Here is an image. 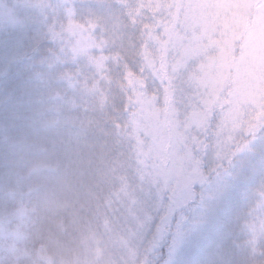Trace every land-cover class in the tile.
<instances>
[{"label":"snow or ice","instance_id":"snow-or-ice-1","mask_svg":"<svg viewBox=\"0 0 264 264\" xmlns=\"http://www.w3.org/2000/svg\"><path fill=\"white\" fill-rule=\"evenodd\" d=\"M227 2L253 7L255 15L248 17L247 27L233 29L220 17ZM261 10L264 0H16L12 8L0 4V21L13 32H28L43 17L44 38L53 43L76 37L87 53L111 41L115 52L102 55L97 64L103 67L109 57L116 62L126 120L151 117L141 151L158 152L166 143L170 153L192 161L181 195L174 192L167 202L161 199L153 214L141 174L143 161L130 146L124 207L143 218L128 264H148L143 253L158 255L165 246V264H172L173 257L182 264L189 233L199 224L188 213H197L198 197V207L203 208L205 193L227 186L216 167L205 170V156L211 151L213 160L231 163L229 157L255 152L257 143L264 149V43L251 39ZM250 194L259 198L250 214L258 213L259 233H264V174ZM250 229L247 247L237 244L233 256L240 258L229 264H255L248 253L250 249L256 254L259 233L256 224ZM208 264L218 261L211 258Z\"/></svg>","mask_w":264,"mask_h":264},{"label":"rangeland","instance_id":"rangeland-1","mask_svg":"<svg viewBox=\"0 0 264 264\" xmlns=\"http://www.w3.org/2000/svg\"><path fill=\"white\" fill-rule=\"evenodd\" d=\"M0 4L12 8L16 0H0ZM96 10L102 11L99 7ZM219 15L230 27L240 29L248 26V17L255 15V12L253 7L243 2H227L220 8ZM46 31L43 17L28 32H13L10 25L0 21V78L6 80L10 71L15 72L16 67L23 63H77L80 71L87 76V80L81 82L66 79L67 83H64L65 96L70 97L67 103L77 107L80 100L84 101V109L89 117L79 113V119L72 120L69 115L64 117L61 114L58 119L62 125L74 130L79 128V133L71 134L70 138L73 137L75 144L81 145L85 152L77 158L74 150L77 147L71 146V149L61 153L52 148L53 153L60 154V160L56 158L57 164L52 169L54 176L51 182L55 187L52 196L74 197L81 194L83 197H102L103 202L100 210H91L94 217L88 225H82L79 239L66 253L63 252L59 264H128L135 250L134 242L142 230L140 221L143 218L142 213L137 217L126 212L124 207L128 199L126 186L130 182L127 175L130 146L132 154L143 161L141 174L145 176L143 183L151 198L153 214L161 199L167 202L174 192L177 197L181 195L185 173L190 170L192 161L170 153L166 143L158 152L145 154L141 151V141L149 133L151 117L145 114L142 118L126 120L125 99L119 87L121 81L118 79L116 62L109 57L103 61V67L97 64L102 55L115 52L111 41L100 49L89 48L85 53L81 50L83 42L77 45L76 37L67 38L62 44L53 43L44 38ZM251 39L254 43H264V10L260 11L258 29L252 32ZM83 67L86 72L82 71ZM47 72V68L40 69L41 79L46 76L56 80L53 71ZM15 76H22L21 70L16 71ZM80 135L84 139L79 143ZM190 147L196 145L190 144ZM68 151L71 155L66 157ZM71 156L75 160L69 161ZM229 158L231 163L229 159L215 161L211 158V151L205 156V170L216 167L227 186L219 192L213 190L205 193L203 208L198 207V197L194 206L198 208L197 213H188L193 219H199V224L189 233L180 257L182 264H208L211 258H216L218 264H229L235 257L224 249L226 243L221 238L222 233L227 231L222 232L221 225H241L247 234L246 239L251 237L252 224H256L259 233L258 213L250 214L259 198L252 196L250 190L258 186L260 175L264 174V149L257 143L255 152ZM196 188L199 191V185ZM259 241L257 251L264 248V233H259ZM237 244L233 242L229 246L235 247ZM239 245L247 247L244 243ZM143 255L147 256L148 264H165L169 259L166 246L159 250L158 255L147 252ZM248 255L254 256L250 249ZM172 264H176L175 257Z\"/></svg>","mask_w":264,"mask_h":264},{"label":"trees","instance_id":"trees-1","mask_svg":"<svg viewBox=\"0 0 264 264\" xmlns=\"http://www.w3.org/2000/svg\"><path fill=\"white\" fill-rule=\"evenodd\" d=\"M39 64H20L6 80L0 78V264H59L63 252L79 239L82 225L94 217L91 210H100L103 202L102 197L81 194L52 196V169L56 158L60 160L52 148L61 153L77 147V158L85 152L70 138L79 128L62 125L58 119L61 114L72 120L79 119V113L89 117L84 101L77 107L67 103L70 97L65 96L64 83L81 82L87 76L77 63ZM42 67L53 71L58 82L46 76L41 79ZM19 70L22 76H15ZM82 71L86 72L84 67ZM82 139L80 135L79 143ZM221 226L222 232L227 231L221 238L224 249L233 254L236 246L229 245L243 244L247 234L241 225ZM259 251L249 259L264 264Z\"/></svg>","mask_w":264,"mask_h":264}]
</instances>
